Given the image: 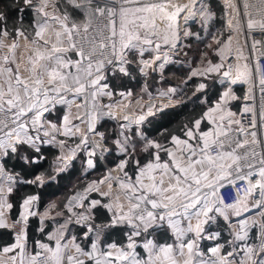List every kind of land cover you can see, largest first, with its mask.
<instances>
[{"label": "snow or ice", "instance_id": "6c2138e0", "mask_svg": "<svg viewBox=\"0 0 264 264\" xmlns=\"http://www.w3.org/2000/svg\"><path fill=\"white\" fill-rule=\"evenodd\" d=\"M26 2L32 5V0ZM130 2L131 0H67V4L82 15V19L78 20L67 8L62 12L55 11L53 0H38V3L33 5L38 19L33 26L34 36L30 41L31 47L26 46L20 57H17V49L20 47L19 38L28 40V36L22 28H15L13 35L6 25L5 14L0 12V24L4 25L0 27V77L5 78L4 82L0 83V160L6 158L9 153H17L23 146L39 152V132L44 129V123L40 122L41 118L57 104L71 105L74 99L68 100L66 98L68 94H74L75 98L85 93L86 89H91L90 95L94 102L98 94L111 95L110 92H105L108 85L101 84L106 78V68L112 74L119 72L129 75L128 66L132 63L128 58L129 54L138 55L137 63L141 65V72L161 58L159 52L161 43L154 40V38L159 39L154 31L155 26L150 24L148 17L142 13L151 12L154 8L163 11L165 6L148 4L133 9L126 6ZM257 3L258 7L251 6L253 12L249 11L250 5L244 0L243 9L237 11H242L246 19L242 22L240 18L233 17L227 22L233 33L239 32L242 27L249 35L253 32L259 33L261 38L252 41L250 45L252 49L264 45V0H257ZM50 5L53 11H49ZM192 7H195V0H192L191 6H176L175 11L168 15V19L175 20L183 11H186L185 21L195 19L197 13L205 21L212 18V13L203 0H200L196 12L192 11ZM171 28L172 25L169 24V29ZM50 30L51 34H49ZM184 35L187 36L189 33L185 31ZM10 36L12 38L9 42ZM232 40L233 35H229L227 42L218 49L222 62L213 65L209 61V66L199 74L220 72L224 69L222 72L224 79L221 83L225 80L230 85L241 80L249 83L251 72L240 73L237 65V75L233 78V65L225 66L223 63V53L229 48ZM162 41L170 51L177 50L180 41L179 32L165 34ZM216 43L219 44L220 41L216 40ZM4 49L7 51H3ZM146 51L156 53L152 60L143 59ZM68 52H75L78 59L73 61L68 57ZM163 55L167 59V53ZM241 55V50L237 48L234 59L239 60ZM22 63L27 65L24 69L28 73L26 77L21 75ZM163 66L162 62L157 67L162 69ZM253 67L259 72L258 61ZM244 68L247 70L248 66L245 64ZM81 72L86 75V79L81 78ZM197 74V72L192 73V75ZM259 84L261 99L264 101V78L259 79ZM205 87L203 83L199 85V89ZM169 91L175 93L176 89ZM249 92L251 93V85ZM252 98L251 95L245 97V99ZM230 99L236 97L231 87H228L222 93L220 102L208 114L211 120V112L221 113L219 120L213 121L212 130L196 136L193 129H187L186 140L172 137L175 145L183 146L180 157L141 135L145 145L143 150L148 151L149 148L156 150L153 153V160L143 166H140L139 161L132 155L136 147L132 137L136 136L137 132L133 131L130 135H125L124 132L133 124L142 125L149 116H154L156 113L152 107H149L146 113L140 114L135 120H131L128 116L124 117L128 123L121 126L124 130L121 132L123 138L116 143L125 159L118 168L123 170L131 159L137 168V174L134 182L127 172L124 173L127 182L119 181V187L127 190V204L119 202L117 197L115 208L111 204L106 207L113 211V225L125 223L131 227L128 243L126 248L111 244L108 247L115 251L102 252L98 247L101 233L97 229L91 250L85 251L79 245H75L76 255L66 256L69 264H88V261L92 264H180L176 256L186 257L183 264H194L193 257L199 258L195 264H236L237 256L240 257L239 264H264V227H261L257 238L259 242L249 243V231L256 226V223L253 221L249 224L248 217L244 215L253 209H259L264 215V132H261L264 128V102L261 104L259 127L253 108L244 107V113L252 114L245 126L241 120L235 119L236 113L227 110L226 105ZM157 110L162 111L163 106ZM108 114L112 115L110 112ZM63 120L67 125L68 117L65 116ZM92 120L94 117L90 116V132L94 131ZM45 123L49 122L45 121ZM200 123V120L195 121V129H199ZM50 127L54 131H59L55 124H50ZM29 129L37 134L30 135ZM70 132L71 129L66 128L64 135H69ZM48 134L45 129L44 135ZM98 135L103 138L102 133ZM189 140L196 143H189ZM81 143H87V136L81 137ZM162 148L170 157L168 161H160ZM92 154L93 152L89 153L90 156ZM92 163L89 159L88 164L92 165ZM157 172L160 173L159 176L155 174ZM233 175L237 179L248 181L249 194L254 189H259L258 198L251 207L246 204L241 207V201L224 204L221 198L216 197L217 188L224 187L222 182ZM165 176L168 179L167 186H165ZM254 176L258 177L255 181L252 180ZM0 178L9 182L14 179L13 176L3 172L2 163H0ZM37 180L42 181V177H37ZM110 190L111 185H109ZM7 191L11 193V186ZM4 195V187L0 184V199H3ZM36 199L35 196L27 197L23 201L24 211L20 218L11 223L0 210V229L16 230L15 243L4 247L0 252L11 253L19 250L17 253L19 260L15 255L8 258L11 264H52V262L63 264L65 256L62 255V249L68 247L67 243L61 244L63 233L49 236V239L55 240L54 247L37 241L39 250L33 254L26 252L27 219L29 215L34 214L29 206ZM98 203L93 200L90 202V207H95ZM6 206L12 207L11 204ZM3 207L4 205L0 204V209ZM229 210L231 216L237 219H230ZM218 218H222L227 224L232 236V239L227 241L230 250L221 255L224 245L216 244L208 249L210 256L204 259L205 253L199 249V242L203 239L219 240V231H205V226L214 225ZM89 219L90 215L80 213L76 223L81 224ZM193 219L196 220L195 225L192 223ZM185 221L186 225L182 226ZM237 226L239 231L235 230ZM86 227L87 238L93 233V228L91 224H87ZM164 228L174 235L175 243L158 244L155 239L149 238L153 235L149 229ZM141 236L144 238L138 242L135 238ZM72 240H75L74 236ZM137 247L147 252L146 259L139 258ZM230 257L232 259H229ZM0 264H5V261L0 260Z\"/></svg>", "mask_w": 264, "mask_h": 264}, {"label": "trees", "instance_id": "16d2710c", "mask_svg": "<svg viewBox=\"0 0 264 264\" xmlns=\"http://www.w3.org/2000/svg\"><path fill=\"white\" fill-rule=\"evenodd\" d=\"M38 0H32V5L26 0H0V12L6 16V25L10 32L14 33L15 28H22L29 40L34 36V23L36 22L37 12L33 5L37 4ZM61 9H68L72 15L79 20L82 16L78 11L73 10L67 0L58 2ZM211 13L214 15L209 23L208 29L204 30L200 25L192 27V35L190 37V48L192 52L191 68H184L176 64L169 65L164 70V78L160 85L167 87L175 82L183 83L184 91L179 95L180 103L168 107L162 111L156 112L154 116L149 117L148 121L142 125L140 130L135 128L131 132L136 131L137 135L132 137L135 142L134 159L138 160L140 166L147 164L153 160V153L156 151L149 148L144 151V142L141 135L149 141H154L166 148L173 136L183 137L187 129L194 126L196 120H201L205 113L219 101L222 93L227 89L228 84H222L218 81V76L204 77L199 74L207 67L208 62L216 63L218 57L214 54L216 47L214 39L227 38L226 34V16L222 6L211 2ZM0 24V27H3ZM12 38L11 36L9 37ZM129 60L132 63L128 66L129 75H123L117 72L112 74L108 71L106 83L110 90L118 99L122 92H132L133 100L142 95L143 81L137 75V68L140 65L137 63L138 58L132 54L129 55ZM195 67V68H193ZM197 72V75H192ZM158 79V78H156ZM206 85L204 89H199V85ZM150 89L155 86L152 82L148 83ZM241 87H236L235 92L241 96ZM55 115L48 117V120L55 124H61V118L65 114L64 108H56ZM113 122L105 123L100 128L104 130L110 129ZM129 132V135L131 134ZM112 133V132H111ZM119 140V133L115 126V131L111 134V149L113 156L108 162H103L99 157L95 158V168L92 171L86 170V158L80 152L70 170L61 173V160L58 150L51 146H40L39 152L34 149L23 146L17 153L11 154L1 160L6 172L15 176L16 184L10 195L11 218L19 219L22 213L23 201L30 196L37 195L39 197L37 210L43 220L39 216H31L27 220L26 237L27 243L35 247L37 241L48 242V237L53 233L55 226H63L66 229V238L75 237L79 241L81 247L87 250L92 242L91 236L84 238L87 231L84 226H79L75 223L74 218L81 211L90 215L88 221L92 225L93 230H101V245L107 246L111 244L120 245L126 248L128 243V235L132 232L130 226L125 223L112 224V217L104 207L107 200L100 194L93 192L90 197L101 200L102 206L95 208L88 213L84 210H76L69 212L66 210V203L71 196L76 192L85 190L89 185L98 183L103 179L109 168L115 166L118 160L125 159L124 155H118V146L116 141ZM160 150V159L166 160L167 154ZM26 158V159H25ZM132 180H135L137 168L132 160L128 161L126 167ZM37 177H42L44 184H41ZM54 177V180L48 181ZM48 181V182H47ZM47 217H52L51 221ZM70 221V222H68ZM67 222V223H66ZM206 232H220L221 243L224 245L223 251L226 253L230 250L227 241L232 239L227 224L222 218H218L214 225H211ZM154 239L158 244H170L175 242L174 235L167 229L153 230ZM138 237L139 242L142 239ZM14 243L12 233L8 229L0 230V250ZM215 242H212L214 244ZM139 249V247H138ZM140 250V249H139ZM242 254V253H241ZM229 259H232L231 257ZM240 257H236L239 261Z\"/></svg>", "mask_w": 264, "mask_h": 264}, {"label": "crops", "instance_id": "0c3cea01", "mask_svg": "<svg viewBox=\"0 0 264 264\" xmlns=\"http://www.w3.org/2000/svg\"><path fill=\"white\" fill-rule=\"evenodd\" d=\"M53 3L55 5V11H58V12L63 11L61 9L60 5H58V2L53 1ZM49 11H53L52 5L49 6ZM37 19H38V16L36 18V21H37ZM49 34H51V30H50ZM8 40H9V42L11 41L10 38H8ZM30 41L31 40H29V39L24 40L23 38H19L20 47H19V49H17V57H20V55L24 52V49L26 46L31 47ZM3 51H7V49H4ZM145 53H147V54H145ZM145 53L143 55L144 60H152V55L155 56V54H156L153 51H146ZM67 55L73 61L78 59L76 53H74V52H68ZM132 55L136 56L139 59L138 55H136V54H132ZM161 55H163V54L161 53ZM161 63L162 62H158V64H155V62L152 63L151 67L146 68L144 70V72L140 71L141 65L138 66L137 75L143 81L144 85L142 87V94L143 95H141V97H139L135 100L132 99V92L131 91L123 92L124 95L120 94L119 98L116 99L114 93L110 90L109 85L106 83L108 85V88L105 89V92H110L111 95L98 94L96 96V99L94 102L92 99V96L90 95L91 89H86L85 93L80 94L79 96H75V98H74V94H68L67 95L66 98L68 100L74 99V102L71 105L57 104L55 106V108H53L50 112L44 113V115L46 117V121L49 123L45 124L44 129H42L41 133L39 134L40 142H39L38 146L39 147L42 145L51 146V147H53L59 151L60 160H61V168H63L61 170V173H65L71 169L73 162L75 161L77 155L80 152H82L86 158V170L92 171L95 168V158H96L95 151L93 149L85 146V144L81 143V137L86 136L87 133L90 132L89 131L90 116L94 117V120H92V123L94 124V130L105 125V123L113 122L114 124H116V122L118 123L120 121L119 122L120 125L117 124V127L119 129L118 131H119V135H120L119 140H121L123 138L121 136V132L124 131L121 128V126L128 123V121H126L124 119L125 116H128L131 120H135L136 116L142 114L143 112L146 113L149 107H152L153 111L156 110L157 106H159L161 104L160 102H166L169 105V107L175 106V105L180 103L181 100L179 98V95L184 91V88H185L183 83L178 82V83L169 85L167 87H162L160 85V82L165 80L163 74H164V70L166 69V67H168L169 65H173V64L177 65V62H175V63L173 62L172 64H169L168 66H166L163 63L164 66L162 69L157 67ZM26 66L27 65L24 63L21 64V75L25 76V77L28 75V73L26 71H24ZM183 66H185V65H183ZM189 66L190 65L185 66V67H189ZM81 78L82 79L87 78L83 72H81ZM156 78H158V79H156ZM4 80H5L4 77H0V83H3ZM149 82H152L153 84H158L160 88L155 87L156 89L155 88H153L152 90L149 89V86H148ZM104 83L105 82L102 80L101 84H104ZM228 87H231V91L235 95L236 99H230L226 105V108H227V110H230L231 112L236 113L235 119H237L240 112H243L244 107L249 106V105L246 104L247 99H245L244 92L242 90L243 87L241 89V96L240 97L235 92L236 87H234L233 85H229ZM170 89H176L175 93H171L169 91ZM225 90H227V89H225ZM129 93H130V95H129ZM166 93H167V95H165ZM220 100H221V98L219 99L218 102H220ZM250 101L252 102V99ZM217 103H215V105ZM215 105L212 108H210L205 113L204 117L200 120L201 123H200V127L198 130L195 129V124L192 128H190V129L194 130V135L198 136L200 133L205 132V131H210L214 128L213 121H218L221 113L220 112H211V120L209 119L208 114L210 113V110L215 107ZM252 105H254V107L253 106H251V107L253 109H255V103H253ZM107 106H111V107H107ZM56 108H64L65 109V114L61 118V124H55V123L51 122L50 120H48V117L55 115L54 113H55ZM109 112L112 113V115H109L108 114ZM65 116L68 117V124L67 125H65L64 120H63V118ZM149 117H151V116H149ZM225 120H227L226 115H225ZM238 120H239V117H238ZM50 124H55L57 126V129H59V131L52 130L50 127ZM142 125L136 126L135 124H133L130 126V128L126 132H124V134L129 135L130 130H133L134 128L140 129L142 127ZM66 128L71 129V132L69 135H64V131ZM45 129L49 133L47 136L44 135ZM29 134L30 135H36V134H33L31 131H29ZM175 137H178V136H175ZM179 138L181 140L188 139L186 137L185 133H184L183 137H179ZM189 143H196V142L193 140H189ZM78 145H79V147H77ZM117 146H118L117 154L118 155H124L123 153L120 152L118 144H117ZM129 147L131 148V145H129ZM166 148L171 150L177 157H180V151L183 148V146L182 145H175L173 140L171 139L170 144ZM73 152H74V155H73ZM90 152H93V154L91 156L89 155ZM132 155H134V153ZM68 157H71V158L65 159ZM89 159L92 160V162H93L92 165L88 164ZM169 159H170V157L167 154L166 160L160 159V161L165 162V161H168ZM0 163H2L1 160H0ZM3 172L7 175L13 176L12 174L6 172L4 166H3ZM155 174L157 176L160 175L159 172H157ZM13 177H14V179L11 182L0 178V184H2V186L4 187V191H5V195H4L3 199H0V204L4 205V207H3L4 210H2V209H0V210L3 211L5 218L9 221V223H11L13 221V219L11 218V214H10L11 208H8L6 205L10 204V195H11V193L14 189V186L16 184L15 176H13ZM231 178H236V176L233 175V176L227 177V179L225 181H223L222 183L227 182ZM54 179L55 178L52 177L48 181H51ZM135 179H136V176H135ZM101 181H103V183H101ZM119 181L127 182L125 177H118L116 174H112L111 171L108 170L105 177L103 179H101L99 181V183L96 184L95 189H93L91 191V192H95L97 194H100L102 197H104L107 200V202L104 204V207L107 209V211L109 212L111 217H113V211H110L109 208L106 207V205L111 204L113 206V208H115V205L117 203V197H119V202L124 203L125 205L127 204V198H126V191L127 190L121 189L119 187ZM132 181L134 182L135 180H132ZM40 183L44 184L45 182L41 181ZM109 184H115V188H114L112 194L109 191V187H108ZM167 184H168V179H167V176H165V186H167ZM9 186H11V188H12L11 193H9L7 191ZM96 189H98V190H96ZM85 193H87V192H85ZM73 197H76V199H72ZM89 197H90V193L75 194L72 197H70L71 200H75V204H76V208L74 210H71L70 212L75 211V210H83L84 204H85L87 212L91 213L92 210L103 205L101 200L96 199V198H92V197L89 198ZM216 197H217V191H216ZM38 199H39V197H37V199L35 201H33L31 203V205L29 206L31 211L34 214L29 215L28 219L31 216H39L40 220L41 221L43 220L39 211L37 210ZM70 199L68 200L69 202H71ZM88 199H89V201H88ZM93 200L98 201L99 203L95 207H90V202ZM253 203L254 202L252 201V198H249L246 201H244L243 203H241V207H243V205H245V204L247 206L251 207V205ZM66 209L68 211H69V209H71L70 203L69 204L67 203ZM23 211H24V208L22 207V213H23ZM80 213H85V212L81 211ZM85 214H87V213H85ZM229 214H230V219H232V220L237 219L236 217L231 216V210H229ZM87 215H89V214H87ZM244 215L248 217L249 224H252L253 221H255V223H256V226L252 227L249 231L250 239L248 242L254 243V240L256 239V243H258L259 241L257 238L260 234L261 227H264V215L261 214V211L259 209H253L251 212H246ZM241 218H243V217H241ZM51 219H52V217H47L48 221H51ZM186 223H187L186 221L183 222L182 226L186 225ZM192 223H193V225H195L196 220L193 219ZM209 227L210 226L206 225L205 230H207ZM26 228H27V226H26ZM0 230H2V229H0ZM8 230H10V229H8ZM150 230H153V229H149V231ZM235 230L239 231V227L237 226V228ZM95 231L96 230H94L91 235L87 236V238L89 236H91V239H92V242L89 244L87 250H85L81 247V244L79 241H76V240L73 241L72 238H66V229H64V227H62V226L56 225L53 233H51L50 235H59L60 233H63V235L61 237V244L63 245L65 243H67L68 247L66 249H62V255L66 256L70 252L76 251L75 245H79L80 248L85 250V251H90L91 250V244L95 241ZM99 231H100L101 236H102V231L101 230H99ZM189 235H191V234H189ZM84 238H86V237L84 236ZM137 238H135V239H137ZM212 242H215V243L211 245ZM40 243H44V242H40ZM45 244H49L50 246L54 247L55 246V240L49 239V237H48V242ZM170 244H173V243H170ZM216 244H222L221 243V236H220L219 240L203 239L199 242V249L205 253L204 259H207L210 256L208 249L215 246ZM108 246L109 245H107V246L101 245V237H100V241L98 244L100 251H102V252L103 251H115L114 249H111ZM139 249H138V247L136 248V252L139 253V258L146 259L147 255H145V252L142 249H140V250ZM18 251L19 250H16V251L11 252V253L0 252V260L5 261V264H11V261L8 258L15 255V256H17V260H19V256L17 255ZM26 252L28 254L34 253V248L29 243H27ZM223 254H224V251L222 248L221 249V255H223ZM185 258L186 257L176 256V259L180 262V264H183V261ZM85 259H87V258H85ZM198 259H199L198 257H193L194 264H195V261ZM63 264H65L64 260H63ZM88 264H92V262L88 261ZM236 264H239V261H236Z\"/></svg>", "mask_w": 264, "mask_h": 264}, {"label": "built area", "instance_id": "2783aa9c", "mask_svg": "<svg viewBox=\"0 0 264 264\" xmlns=\"http://www.w3.org/2000/svg\"><path fill=\"white\" fill-rule=\"evenodd\" d=\"M53 1L59 2L61 0H53ZM183 1H192V0H131V2L129 4H127L126 6L134 9L136 7H140V6H144V5H148V4H158L159 5L160 2L161 3L166 2L167 4H170V7H172V5H171L172 3L174 4L175 7L176 6L183 7L184 6L182 4ZM203 2L209 8V10H211V2H214V3L222 6L224 11H225L227 30H228L229 34L233 35L232 48L228 52V56H227V60H226V66L228 64L233 65V73H232L233 78H235V76L237 75L236 66H237V63L239 60L248 66L247 72H251V79H250L249 83H247V84L249 85V87L251 85V91L253 94L252 102L255 103L254 112L256 113L257 124L259 127L260 126L261 104H262V102H264L261 99L262 93L260 91V84H259V79L264 78V45H258L256 49H252L250 45L254 39H260L261 37H260L259 33H256V32H253L251 35H249L248 32L243 27L237 33H233V30L228 27L227 22L229 19H231L233 17L240 18L242 22L244 19H246L245 17H243L242 11L241 12L237 11L238 9L239 10L243 9L244 0H203ZM247 2L250 5L249 11L254 12V9L251 7L252 5H257V7L259 6L257 3V0H247ZM191 5L192 4H190V6ZM199 5H200V0H195V7H192V11L196 12V9L199 7ZM174 11H175V8L171 11H166L164 13L163 18H160V23H161L162 19H164L165 16L168 15V12L171 14ZM157 12H158V9L154 8L151 12H145L144 16H147V17L151 16V17L156 18L158 16ZM180 13H186V11H183ZM202 19L203 18L200 17L199 14L197 13L196 18L193 19L195 21L194 24L198 25V23ZM175 23H176L175 20H173L172 22H171V20H165V23L162 24L161 26H163L165 28L166 34L171 35V32H174V31L179 32V29L177 28V25ZM169 24L172 25L171 29H169ZM194 24H192V25H194ZM192 25H190L188 27V33L191 32V29H192L191 26ZM189 41H190V36L188 37V35L187 36L184 35L183 46L185 45L187 47L185 49L187 51L189 50L190 58H192V55H191L192 52H191ZM237 48H239L241 50V53L243 54V60H242V58H240L239 60L234 59V57L237 55ZM161 50L164 53L169 52V48H166V47L162 48ZM171 56H177V51H175V54H173ZM257 61L259 64V69H260L259 72H257L256 69L253 67L257 63ZM106 70L109 71L107 68H106ZM224 82H228V81L225 80ZM247 84H244L241 81H238L236 84H231V85H233L234 87L242 86L243 88L246 89ZM162 106H163V110L168 108V104L166 102H163V104H160L159 106H157L156 110L160 109ZM143 113H145V112H143ZM251 115H252L251 113H243L239 117V120H241L244 123V125L247 126L249 117ZM138 116H136V118ZM40 122L41 123L44 122V116L41 118ZM29 131H31L34 134H37V133L33 132L31 129H29ZM261 132H264V128L261 129ZM100 133L103 134V138L100 135H98ZM110 134H111V132L108 130L107 131L106 130H94L93 132H88L86 135L87 136V143H89L91 145V147H89L88 145H87V147L93 149L96 152V154L98 156H100V159L103 162H108L109 160H111V158L113 156V151H112L111 146H110V144H111ZM258 135H259V133H258ZM240 151H243V150H240ZM258 151H259V148H258ZM213 154H215V153H213ZM123 160L124 159L118 160L117 163L115 164V166L112 168H109L108 170H110L112 174H116L118 177H125L124 173L127 172L126 171L127 165L123 170H120L118 168V165ZM257 178L258 177L254 176V177H252V180L255 181ZM229 181H231V183H229ZM223 184L225 185L224 187H218L217 188V197L221 198L223 200L224 204H232L236 201H241L243 203L244 201H246L249 198H252V201L254 202L258 198L259 189H254L251 194H249L247 192V189L249 187L247 180H240L237 178H231L227 182H224ZM109 185H111L113 187V188L111 187V190H110V193L112 194V192L115 188V184H109ZM109 185H108V187H109ZM35 197H38V196L35 195ZM70 201L71 202L67 201V203L68 204L70 203L71 210H74L76 208L75 200L70 199ZM67 203H66V206H67ZM2 210H4V208H2ZM77 217L78 216H76L74 218L75 223H76ZM88 221L81 223V224H78V223H76V224L79 226H84L87 230L86 225L89 224ZM10 231L12 233V238L15 242L16 230L10 229ZM91 234L92 233H90L89 235H91ZM151 237L153 238V235ZM117 246L120 247V245H117ZM38 250H39L38 245L36 244V246L34 247V252L38 251ZM69 254L76 255V251L70 252ZM66 256L64 259V263L69 264V262L66 259ZM41 259H43V257H41ZM52 264H54V262H52Z\"/></svg>", "mask_w": 264, "mask_h": 264}, {"label": "rangeland", "instance_id": "374dc122", "mask_svg": "<svg viewBox=\"0 0 264 264\" xmlns=\"http://www.w3.org/2000/svg\"><path fill=\"white\" fill-rule=\"evenodd\" d=\"M159 4H162V5H164L165 7H164V10L163 11H160L159 9H158V12H157V17L156 18H154V17H151L150 15V17H148V20H149V22H150V24H154V31H155V33L157 34V36L159 37V39H157V38H154V40H155V42H157V43H161V48L159 49V52L160 53H162V54H164V52L161 50L162 48H164V47H166V48H168L166 45H164L163 44V41H162V37L166 34L165 33V28L163 27V26H161L162 24H164L165 23V18H167L168 17V15L170 14L169 12H168V15H166L165 16V18L164 19H162V21H161V23H160V18H163V16H164V13L166 12V11H171V10H173L174 8H175V6H174V4L172 3L171 5H172V7H170V4H167L166 2L165 3H159ZM182 4L183 5H190V4H192V1H183L182 2ZM171 9V10H170ZM142 15H145V13H142ZM162 16V17H161ZM214 17V15L212 14V18ZM212 18L210 19V20H207V21H205L204 19H202L199 23H198V25H200L201 26V28H203L204 30H207L208 29V26H209V23L211 22V20H212ZM79 19H82V16L79 18ZM173 20H171V22H172ZM175 22H176V19H175ZM176 24V23H175ZM194 26H196V24H194V25H192L191 26V28L192 27H194ZM175 27V26H174ZM225 28H226V34H227V36L229 37V35H231V34H229V32H228V30H227V26H226V24H225ZM142 32L144 31V30H141ZM193 33H192V31L189 33V35H188V37L190 36L191 37V35H192ZM228 37L226 38H224V39H220V38H216V39H214V46L216 47V49H215V51H214V54H216L217 55V57H218V61L216 62V63H212L213 65L214 64H218V63H221L222 61H221V53L218 51V49H220L223 45H224V43L225 42H227V39H228ZM216 40H219L220 41V43L219 44H217L216 43ZM147 47V46H146ZM185 48H187L185 45L183 46V48H182V50L183 51H185L186 53H188L189 55H190V52H189V50L187 51ZM232 48V43H231V45L229 46V48L228 49H226L225 51H224V53H223V63H224V65L226 66V60H227V56H228V52H229V50ZM175 51L176 50H174V51H170L169 50V52L167 53V59H165V57H164V55H161V58L159 59V60H155V64H158V62H163L166 66H168L169 64H172L173 63V61H175V59H173L172 61L171 60H169V58H168V56L169 55H173V54H175ZM145 54H147V53H145ZM152 55V54H151ZM192 55V54H191ZM78 57V56H77ZM153 55H152V59H153ZM241 58H242V60H243V54L241 55ZM175 63V62H174ZM177 65L178 66H182V67H184V68H191L192 66H193V64H192V58H190V62H189V67H185V66H188V65H185V66H183V64H179V63H177ZM237 65H239V71H240V73H245L247 70L244 68V63H242L240 60L238 61V63H237ZM209 66V64L207 65V67ZM207 67H205V68H207ZM193 68H195V67H193ZM204 68V69H205ZM204 69H203V71H204ZM223 70L224 69H221V71L220 72H212V73H206V74H203V76L204 77H208V76H213V75H217L218 76V81L221 83V80H223L224 78L222 77V72H223ZM202 71V72H203ZM241 82H242V80H241ZM175 83H178V82H175ZM175 83H173V84H175ZM180 83V82H179ZM242 83H244V84H247V83H245V82H242ZM222 84H228V86L230 85L228 82H224V83H222ZM152 85L153 86H155L156 88H158L159 87V85L158 84H153L152 83ZM154 87V88H155ZM246 89H242L243 90V92H244V96L246 97V96H249V95H251L252 97H253V94H252V91H251V93L249 92V85L247 84L246 85ZM155 88V89H156ZM160 88V87H159ZM150 89V88H149ZM153 89V88H152ZM151 89V90H152ZM246 91V92H245ZM123 93V92H122ZM121 94V93H120ZM143 95V94H142ZM139 97H141V96H139ZM133 99V98H132ZM253 99V98H252ZM251 99H247V102H246V104H248L250 107L251 106H253L254 107V105H252L253 103L250 101ZM161 104H163V102H160ZM168 107H169V105H168ZM253 111H254V109H253ZM154 112L156 113V112H158L157 110H154ZM244 112H240V114H239V116L238 117H240L241 116V114H243ZM238 117H237V119H238ZM45 121H46V117H45V115H44V126H45ZM114 125V124H113ZM115 126H116V128H117V130H119L118 129V127H117V122H116V124H115ZM115 126H113V128L111 127L110 129H107L108 131H110V132H114L115 131ZM105 128H97L96 130H104ZM136 130H140L139 128H135ZM106 130V131H107ZM130 132H131V130H130ZM111 133V134H112ZM118 133H119V131H118ZM111 134H110V136H111ZM117 144V143H116ZM89 146V147H91V145L89 144V143H86L85 144V146ZM110 146H111V144H110ZM96 153V152H95ZM96 157H99L100 158V156H98L97 154H96ZM61 165V164H60ZM128 165V164H127ZM63 168H61V170H62ZM129 174V173H128ZM99 183V182H98ZM98 183H93V184H91V185H89L88 186V188H86L85 190H82V191H78V192H76L75 194H87V193H90V195L93 193V192H91L93 189H95V187H96V184H98ZM112 187V186H111ZM92 189L91 191H89L88 189ZM113 188V187H112ZM85 192H87V193H85ZM90 198V197H89ZM88 201H89V199H88ZM86 205L84 204V208H83V210L84 211H87L86 210V207H85ZM150 233H153L154 234V232H153V230H150L149 231ZM154 236V235H153ZM143 236H142V240H143ZM149 238H152L151 236L149 237ZM154 239V238H153ZM254 243H256V239L254 240ZM140 249H142L141 247H139ZM143 250V249H142ZM144 251V250H143ZM75 252V251H74ZM145 252V255H148L147 254V252L146 251H144Z\"/></svg>", "mask_w": 264, "mask_h": 264}, {"label": "bare ground", "instance_id": "6f19581e", "mask_svg": "<svg viewBox=\"0 0 264 264\" xmlns=\"http://www.w3.org/2000/svg\"><path fill=\"white\" fill-rule=\"evenodd\" d=\"M185 15H186V13H179L176 16V25H177V28L179 29L180 41H179V44H178V49L176 50L177 51V56L169 55L168 58L171 61L173 59H175V61H173V62H177V63L183 64V65H189L190 55L182 50V48H183V37H184L185 31L188 32V27L190 25L194 24L195 21L193 19H189V20L185 21V19H184ZM165 20H169L168 17L165 18ZM107 73H108V71L105 69V77L106 78H107ZM106 78L103 80L105 83H106ZM119 122H118V125H120ZM119 137H120V135H119Z\"/></svg>", "mask_w": 264, "mask_h": 264}, {"label": "water", "instance_id": "95a60500", "mask_svg": "<svg viewBox=\"0 0 264 264\" xmlns=\"http://www.w3.org/2000/svg\"><path fill=\"white\" fill-rule=\"evenodd\" d=\"M236 87H241V88H242V86H236ZM148 119H149V118H147V119L144 121L143 124H145V123L148 121Z\"/></svg>", "mask_w": 264, "mask_h": 264}]
</instances>
